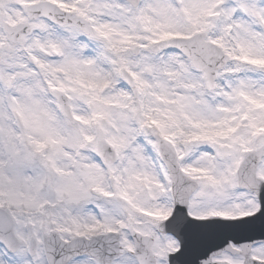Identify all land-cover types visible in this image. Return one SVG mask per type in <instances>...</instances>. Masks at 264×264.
I'll return each mask as SVG.
<instances>
[{"label":"snow or ice","instance_id":"6c2138e0","mask_svg":"<svg viewBox=\"0 0 264 264\" xmlns=\"http://www.w3.org/2000/svg\"><path fill=\"white\" fill-rule=\"evenodd\" d=\"M0 264H264V0H0Z\"/></svg>","mask_w":264,"mask_h":264}]
</instances>
